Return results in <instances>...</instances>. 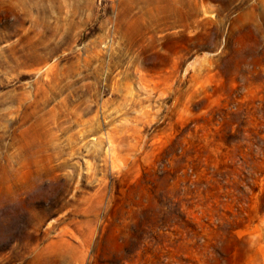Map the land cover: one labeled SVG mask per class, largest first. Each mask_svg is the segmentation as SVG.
I'll list each match as a JSON object with an SVG mask.
<instances>
[{
	"label": "rangeland",
	"instance_id": "obj_1",
	"mask_svg": "<svg viewBox=\"0 0 264 264\" xmlns=\"http://www.w3.org/2000/svg\"><path fill=\"white\" fill-rule=\"evenodd\" d=\"M0 264H264V0H0Z\"/></svg>",
	"mask_w": 264,
	"mask_h": 264
}]
</instances>
